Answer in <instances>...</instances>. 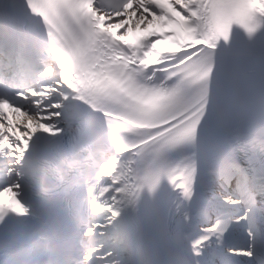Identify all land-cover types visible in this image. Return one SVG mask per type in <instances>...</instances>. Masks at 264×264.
I'll use <instances>...</instances> for the list:
<instances>
[{
	"label": "bare ground",
	"instance_id": "obj_1",
	"mask_svg": "<svg viewBox=\"0 0 264 264\" xmlns=\"http://www.w3.org/2000/svg\"><path fill=\"white\" fill-rule=\"evenodd\" d=\"M247 1L250 8L259 17L264 19V0ZM201 2L204 5H214V0H201ZM138 5L135 3V0H132L117 13H110L103 8L96 7L100 21L106 32L107 39L104 38L106 45L113 51L116 48L118 50L117 55L125 60L126 65L132 69L135 87L139 88L141 85L144 86V79L149 81V77H153V79L159 77L165 80L167 76L171 75L177 77L182 76L184 85L197 83L202 74H204L203 72L208 63L207 58L203 57L200 61L191 64L189 63L191 58L179 60L178 57L197 44H203L212 49L216 48L217 43L223 45L224 40L217 31L213 9H208L209 15L212 16V21L208 29L210 33L208 39H196L194 34L186 31L187 24H183L178 30L169 33L170 39L168 42H156L155 46L149 47L153 43L150 39L151 34H144L145 25L142 23V18L138 14V9H140ZM134 27L139 29V31L133 34L131 32ZM212 41H215V43H212ZM231 50L236 55L233 59L226 61L229 62L226 67L234 68L233 66H241L242 69L249 68L252 70L247 74H260V77L264 78V63L260 61L256 65L250 61L253 57L262 55L263 52L236 48L232 45ZM67 51L69 53V57L67 58L69 62H73L74 59L79 57L76 63V72L81 78H86L89 74L84 68L89 60L87 54L83 50L81 51L80 47L75 46H71ZM222 62L224 61L218 57L216 67H224L220 65ZM256 66L257 68H255ZM39 87L42 89L39 93L30 92V94L40 95L45 99H52L53 92H50V90H54L58 97H62L59 100V116L56 120L61 130H54L51 127L50 117H54L50 114L51 112L54 113L57 109L53 106L48 105L45 107L38 102L37 107L39 111L35 109L29 110L27 108L21 110V108L14 105L12 107L0 106V121L8 122L7 128L4 127L3 123H0V162H2V165H8L9 167L7 174L9 175L10 184L8 189L0 192V202L16 209L21 207L20 164L22 159L31 153L30 150H27L29 142L37 135L42 137L46 134H65L73 128L74 115L71 112L70 100L66 97L68 93L64 85L58 84L55 86L56 89L51 88L50 85L47 87ZM83 87L87 90V83ZM262 89L264 90V85ZM111 98L114 99V97ZM115 99L119 100L120 98L115 97ZM157 103L151 96L142 91H137L130 100L125 103L119 102L117 107H119L120 113L128 110L126 115L131 116L133 113L137 114L138 116L136 118H124L122 121L127 125H132L131 127L138 128L139 126L135 125L136 121L141 123L149 119L155 122L163 116L164 112H159L157 108L159 105ZM137 106L143 107L146 111L144 113H138L136 111ZM100 114L103 115V113ZM29 118H31V121ZM30 122L31 127H28ZM159 129L157 128L156 130L150 127L147 130L149 133H157ZM206 137L207 131L204 128L200 132L199 139L204 141ZM133 164H135L134 155L124 161L117 157L108 164L106 170L107 176L114 177L119 172L126 173ZM200 169L201 174L209 173L208 175H212L208 182H204V188L209 197V207L205 212V216L212 217L214 213L223 212L228 217L231 235V240L224 242V247H219V243L212 241L213 236L210 234L208 241L205 243V249L215 252L217 255H225V249L228 247L235 249L247 247L250 244L246 231L248 227L247 222L241 220L239 223H236V219L242 213L243 209L223 202V197L227 193L223 192L217 183H213L215 171L210 166L206 167L202 162ZM215 222V218L210 221V223ZM213 226L214 224H211L210 228L206 229L205 232L207 233V230H214ZM199 227L202 228V225L199 224ZM115 234L116 229L113 216L107 214L101 217L100 221L94 225L89 237L91 252L87 261L88 264H123L122 250ZM238 255L246 256L247 253H239ZM226 258L224 261L228 259H240L249 263L254 261V257L238 258V256H227Z\"/></svg>",
	"mask_w": 264,
	"mask_h": 264
},
{
	"label": "snow or ice",
	"instance_id": "obj_2",
	"mask_svg": "<svg viewBox=\"0 0 264 264\" xmlns=\"http://www.w3.org/2000/svg\"><path fill=\"white\" fill-rule=\"evenodd\" d=\"M218 7L204 5L201 0H146L143 8L138 9V14L145 25L144 34H151L150 39L153 43L149 47H152L156 42H168L169 33L178 30L183 24H187L186 31L194 34L196 39H208L209 24L212 21L208 9L215 10ZM19 15L20 13L15 9H0V26L5 22L15 25ZM252 32L253 30H249V40L252 39ZM235 55L231 50V41L225 37L223 45L217 43L215 49L197 44L183 52L178 59L191 58L189 60L191 64L200 61L203 57L208 60L205 76L208 77L209 82V103L200 122L207 131V137L201 141L198 153L206 167L214 168L216 180L213 183H219L221 190L227 193L223 197V202L243 209L236 223L243 220L248 225L246 231L250 244L243 249L228 247L225 249V255L238 256V258L257 257L258 264H264V122L256 129L249 124L245 113L234 107L225 97L217 95L214 102L211 99L212 75L209 73L213 74L217 66V58L226 62ZM49 83L48 80L40 81L44 87ZM41 90V87L32 85L25 89H15L13 99L9 100V103L18 106L21 110L27 108L36 111H39L38 102L45 107L56 103L58 111L59 100L62 97L45 99L40 95L30 94V92L39 93ZM29 119L31 121V118ZM0 123L7 128V121ZM28 127H31V122ZM234 129L241 130L243 134L233 136ZM196 135L197 129L194 127L190 134L185 135V139L191 142L196 139ZM51 147L49 140L37 135L29 142L27 150H30L34 161H39ZM196 171L194 161L190 175H194ZM218 246L224 247L223 237L220 238ZM239 253H247V255H238ZM200 255H203L202 251ZM184 264H192V262L185 260ZM196 264H199V258ZM231 264H237V261L233 260Z\"/></svg>",
	"mask_w": 264,
	"mask_h": 264
},
{
	"label": "rangeland",
	"instance_id": "obj_3",
	"mask_svg": "<svg viewBox=\"0 0 264 264\" xmlns=\"http://www.w3.org/2000/svg\"><path fill=\"white\" fill-rule=\"evenodd\" d=\"M135 3L136 4H139L138 6H139V8H143V6H144V4H145V0H135ZM137 31H139V29H137L136 27H134V29H133V31L131 32V33H135V32H137ZM130 33V34H131ZM139 33V32H138ZM142 42V41H141ZM53 88H55L56 89V87H53ZM50 92H53V94H52V99H57L58 98V95H57V93H56V91H54V90H50ZM50 106H53L54 108H57V104L56 103H53V104H51ZM50 115H52L54 118H52V117H50V123H51V127H53L52 129H54V130H61V128H60V126L57 124V122H56V120L58 119V116H59V111H54V113L53 112H51V114ZM22 129V128H21Z\"/></svg>",
	"mask_w": 264,
	"mask_h": 264
},
{
	"label": "clouds",
	"instance_id": "obj_4",
	"mask_svg": "<svg viewBox=\"0 0 264 264\" xmlns=\"http://www.w3.org/2000/svg\"><path fill=\"white\" fill-rule=\"evenodd\" d=\"M136 111L138 113H144L146 110L143 107H141V106H137L136 107ZM150 264H162V262L158 261V260H154V261H151Z\"/></svg>",
	"mask_w": 264,
	"mask_h": 264
}]
</instances>
